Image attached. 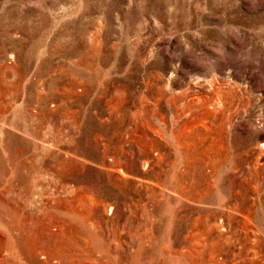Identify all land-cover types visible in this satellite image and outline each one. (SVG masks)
I'll return each mask as SVG.
<instances>
[{
  "label": "rangeland",
  "instance_id": "rangeland-1",
  "mask_svg": "<svg viewBox=\"0 0 264 264\" xmlns=\"http://www.w3.org/2000/svg\"><path fill=\"white\" fill-rule=\"evenodd\" d=\"M0 264H264V0H0Z\"/></svg>",
  "mask_w": 264,
  "mask_h": 264
}]
</instances>
